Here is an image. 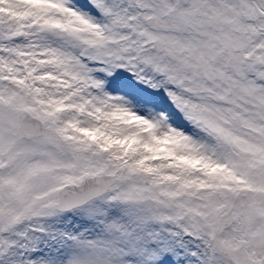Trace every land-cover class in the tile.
<instances>
[{"label": "snow or ice", "instance_id": "1", "mask_svg": "<svg viewBox=\"0 0 264 264\" xmlns=\"http://www.w3.org/2000/svg\"><path fill=\"white\" fill-rule=\"evenodd\" d=\"M0 264H264V0H0Z\"/></svg>", "mask_w": 264, "mask_h": 264}]
</instances>
